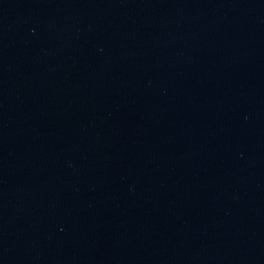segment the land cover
<instances>
[{"label": "water", "instance_id": "water-1", "mask_svg": "<svg viewBox=\"0 0 264 264\" xmlns=\"http://www.w3.org/2000/svg\"><path fill=\"white\" fill-rule=\"evenodd\" d=\"M0 264H264V0H0Z\"/></svg>", "mask_w": 264, "mask_h": 264}]
</instances>
